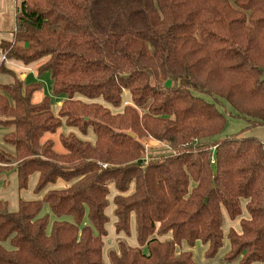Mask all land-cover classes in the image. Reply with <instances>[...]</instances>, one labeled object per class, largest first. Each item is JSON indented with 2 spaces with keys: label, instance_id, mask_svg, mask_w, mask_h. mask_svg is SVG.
Here are the masks:
<instances>
[{
  "label": "trees",
  "instance_id": "16d2710c",
  "mask_svg": "<svg viewBox=\"0 0 264 264\" xmlns=\"http://www.w3.org/2000/svg\"><path fill=\"white\" fill-rule=\"evenodd\" d=\"M0 49L26 65L47 57L39 72L66 96L55 116L49 97L32 101L41 84L13 72L0 83V127L14 148L0 151V172L16 169L20 190L39 174L36 194L68 184L14 212L0 202V264H106L111 185L124 238L109 264H195L183 244L214 258L225 239L226 261L264 264V143L219 140L227 118L217 107L264 126V0H24ZM125 90L132 104L115 114L109 106L121 107ZM63 121L92 127L96 143L63 135L65 153L42 143ZM149 138L167 152L144 165ZM225 214L238 230L225 232ZM133 220L137 247L127 242Z\"/></svg>",
  "mask_w": 264,
  "mask_h": 264
},
{
  "label": "rangeland",
  "instance_id": "374dc122",
  "mask_svg": "<svg viewBox=\"0 0 264 264\" xmlns=\"http://www.w3.org/2000/svg\"><path fill=\"white\" fill-rule=\"evenodd\" d=\"M22 3V0H5V5H6V11H1V25L6 29L7 31H11L15 27L16 23V9L20 4ZM11 29V30H10ZM48 58L45 57V59H42L39 62L33 63L35 66H37L36 71H37V78H42L43 77V82L42 83V89L37 92L35 95H40L37 98L34 96V99L38 101L39 97L45 98V97H54L56 98L53 93H52V75L49 71L40 73L39 69L42 63L47 62ZM40 64V65H39ZM23 66V65H22ZM27 68H32L29 66H26ZM34 68V67H33ZM29 78L26 81L25 80V85H32L34 83H37L35 81H32L33 75L31 72L28 73ZM45 74H48V79H45ZM27 75L26 74H22ZM18 74L19 78H22ZM13 78L7 75H3L0 73V83H11ZM22 81V80H21ZM38 81V80H37ZM130 95V91H126ZM196 95L204 97L207 101L215 103L214 98L211 96L201 94L198 92H195ZM66 97V96H63ZM33 99V100H34ZM34 100V102H36ZM217 107L219 110L225 114L227 118V123L225 126V130L223 133L218 137L219 140H224L226 138L232 137L234 135H243L244 137H259L261 141L264 143V126H257V127H249L250 123L249 120L243 117H239L235 115L234 109L224 102L223 104H217ZM54 111H56L55 108V103L53 105ZM115 112V111H114ZM58 114V110L55 112ZM71 128V130H76L81 136L82 139H84L86 136H88L89 133H92L94 135V131L92 127H89L87 130V133H83L80 129L76 127H70L67 126L66 123H63V125L55 132V133H46L45 136L42 139V143L46 142V139H49L53 142L55 149L58 152L66 151L64 147L61 144L60 138L61 136L66 134L65 129ZM10 129L0 127V151L5 152V153H13L14 148L4 142V136L10 132ZM74 134L73 131H70L67 135L69 134ZM153 139V138H152ZM86 140V139H85ZM88 141V140H86ZM161 143V142H160ZM165 144H160L157 147L153 146V148L150 149L149 152L146 153V156H155V155H163L164 153L167 152V148H165ZM37 175H33L31 178V184H34V180L36 181ZM29 187L26 190H20L18 187V178H17V173L16 169L11 168L7 169L3 172H0V202L6 203L7 204V209L10 212L17 211L19 209V202L21 199H26L34 197L33 199L37 200L42 199L45 192L36 194L35 192H29ZM115 193L114 189L112 188V194ZM112 199V197H110ZM109 214H111V209L108 211ZM43 214H47L46 209H44ZM52 222V219H51ZM229 221L227 222L226 219V224H225V232H227L229 228ZM235 225V224H234ZM233 225V228L239 229V225L237 224L236 226ZM109 230H111V227L108 226ZM115 233H111L110 231V236L108 235L105 238V248H104V258L106 261V264H109L107 261V252L111 248L118 249V243H117V237H115ZM128 244H133L137 245L136 239L134 236L129 239H127ZM130 242V243H129ZM8 247V245L6 244ZM188 251V250H187ZM185 251V252H187ZM231 251V246L230 242L225 239L223 248L219 251L216 257L214 258H208L206 256V250L204 249L203 244H197L194 248H192V252L194 255V261L195 264H238V262H228L225 260V257L228 253ZM179 252V249H178ZM181 252V251H180Z\"/></svg>",
  "mask_w": 264,
  "mask_h": 264
},
{
  "label": "crops",
  "instance_id": "0c3cea01",
  "mask_svg": "<svg viewBox=\"0 0 264 264\" xmlns=\"http://www.w3.org/2000/svg\"><path fill=\"white\" fill-rule=\"evenodd\" d=\"M24 0H22V2H23ZM19 7V6H18ZM17 7V8H18ZM6 5H5V0H0V12L1 11H6ZM16 11H17V9H16ZM0 16H1V13H0ZM11 30V29H10ZM16 30V23H15V27H14V29H12L11 31H7L6 29H4V27L1 25V18H0V44L3 42V41H13V39H14V31ZM43 59H45V58H43ZM42 60V59H41ZM41 60H39V61H41ZM39 61H37V62H39ZM48 61V60H47ZM33 63H36V62H33ZM33 63H31V64H29V65H26V64H24L23 62H21V61H17V60H14V59H10V60H8V59H5V57H4V54H3V52L1 51V49H0V66L2 65V64H4L5 65V68H6V70L7 71H3V72H1L0 71V73L1 74H3V75H7V76H10V77H12V75H10V72H13L15 75L14 76H16L17 78H19L18 77V74L20 75V76H22V74H26V72H27V75H23L22 76V78H19L20 80H22L23 81V83L25 82V80L27 81L28 80V78H29V72H31V74L33 75V78H32V81H35V82H37V83H34V84H41L42 85V83L41 82H43L42 80H43V77L42 78H37V71H36V68H37V66H35V64H33ZM46 63V62H45ZM45 63H42V65L43 64H45ZM23 65V66H22ZM40 65V64H39ZM41 65V66H42ZM26 66H29V67H32V68H27ZM40 66V67H41ZM34 67V68H33ZM9 71V72H8ZM13 79V81H14V77H12ZM45 79H48V74H45ZM38 80V81H37ZM25 84V83H24ZM28 85V84H27ZM42 89V88H41ZM40 89V90H41ZM39 90V91H40ZM39 91H37V92H39ZM127 90H125L124 92H123V103H122V106L121 107H119V108H113V107H111V106H109V108L115 113V114H117V113H122L123 112V110H124V108H125V106H127V105H130V104H132V97H131V93H130V95L126 92ZM36 92V93H37ZM35 93V94H36ZM52 93H53V82H52ZM33 95V98H32V101H33V103H35V104H37V103H40L44 98H42L41 99V97H39V99H37L38 101H36L35 99H34V96L37 98L38 96H40V95ZM56 98H54V97H49L50 99H51V109H52V112L54 113V115L55 116H58V114H59V111H60V109H61V106H62V104H63V102L66 100V97H63V96H55ZM36 101V102H34V100ZM54 103H55V108H56V111L58 110V114H56L55 112L56 111H54V109H53V105H54ZM63 123H65V121H63ZM65 131H66V134L64 135V136H68L67 134L70 132V131H73L74 132V134L79 138V139H81V140H83V141H86V140H88L87 142H90V143H92V144H95L96 143V140H97V137H96V135H95V133H94V135L92 134V133H89L88 134V136H86L84 139H82L81 138V136H80V134L78 133V132H76V130H71V128H68V129H65ZM94 131V130H93ZM73 134V133H72ZM70 135V134H69ZM257 138H259V137H257ZM86 139V140H85ZM260 139V138H259ZM49 139H46V141H48ZM261 140V139H260ZM153 146H158V145H160V144H157L158 142L156 141V140H154L153 142ZM54 149H55V147H54ZM55 151L56 152H58L56 149H55ZM58 153H65V151H62V152H58ZM34 175H37V179H36V181L34 180V184H31V178H32V176L30 177V180H29V192L31 193H33L34 192V190H35V187H36V185H37V183H38V180H39V174H34ZM68 186V184L66 183V182H64V181H62V180H58V182L56 183V184H52V185H49L48 186V188L46 189V191H45V193L47 192V191H49V190H52V189H65L66 187ZM112 188L114 189V191H115V193H113L112 194ZM110 189H111V195L109 196V200H110V206H109V208L107 209V215L109 216V218H110V222H109V224H107V231H108V235L110 236V231H111V233H115V237H117V239L118 238H124V235L123 234H121V235H117L116 234V232H115V223H116V217L114 216V211H115V205H114V203H113V200H114V197L118 194V192H117V190L115 189V187H114V185H111V187H110ZM133 189V188H132ZM28 192V193H29ZM110 197H112V199L110 198ZM34 197H31V198H26V199H23V200H25V201H32V200H35V199H33ZM36 200H37V198H36ZM39 200V199H38ZM244 205H245V202H244ZM111 209V214H109L108 213V211ZM46 212H50L49 211V209L48 208H46ZM226 215V214H225ZM248 217V214H247V212H246V210H244V213H243V218H247ZM51 219H52V222H54V221H56V220H60V221H62V220H66V221H72V218L71 217H64V218H61V219H59V218H57L56 216H54L53 214H51ZM226 219H227V222L229 221V223L230 224H228L229 225V228L230 227H233V225L234 226H236L237 224L239 225V222L237 221V223H233V222H231L230 220H229V218L227 217V215H226ZM108 226H110L111 227V230H109V228H108ZM229 228H228V230H229ZM225 230V229H224ZM228 230H227V232H228ZM238 230V229H237ZM134 236V238L136 239V242H137V236H136V230H135V222H134V220H133V222H132V236H131V238ZM166 238H170V235L169 236H167ZM129 239V238H128ZM163 239H165V238H163ZM104 242H105V238H104ZM130 243V242H129ZM198 244H201V243H198ZM132 247H137L138 246V242H137V245H133V244H130ZM204 246V245H203ZM204 249L205 250H207V247L206 246H204ZM189 251V250H191L192 251V249H190L186 244H183V246H182V248L181 249H179V252L180 251ZM108 261V260H107ZM109 263V262H108Z\"/></svg>",
  "mask_w": 264,
  "mask_h": 264
},
{
  "label": "built area",
  "instance_id": "2783aa9c",
  "mask_svg": "<svg viewBox=\"0 0 264 264\" xmlns=\"http://www.w3.org/2000/svg\"><path fill=\"white\" fill-rule=\"evenodd\" d=\"M153 141H154V139H152V138H149V139L142 141V144L145 147V149L147 150V152H149L150 149L153 148V143H152ZM157 142H158L157 144H161L159 141H157ZM148 161H149V156H146L143 160V164L146 165L148 163Z\"/></svg>",
  "mask_w": 264,
  "mask_h": 264
}]
</instances>
